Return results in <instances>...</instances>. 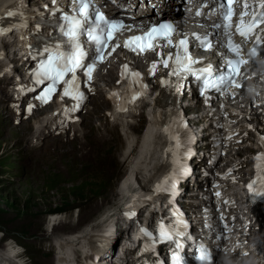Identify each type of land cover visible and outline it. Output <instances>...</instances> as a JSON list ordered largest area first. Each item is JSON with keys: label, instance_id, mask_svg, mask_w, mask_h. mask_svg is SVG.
Listing matches in <instances>:
<instances>
[{"label": "rangeland", "instance_id": "1", "mask_svg": "<svg viewBox=\"0 0 264 264\" xmlns=\"http://www.w3.org/2000/svg\"><path fill=\"white\" fill-rule=\"evenodd\" d=\"M6 100L0 86V238L5 239V244L0 239V247L16 242L30 264H55L54 237L80 229L89 220L106 226L117 214L114 209L104 213L110 204H129L130 197L120 199L117 187L137 158L145 124L121 135L117 126L105 123V106L97 99L91 112L82 115L78 130L31 146L32 124L38 119L16 117L13 122ZM195 112L191 105L184 115ZM156 173L157 166L150 176Z\"/></svg>", "mask_w": 264, "mask_h": 264}, {"label": "snow or ice", "instance_id": "2", "mask_svg": "<svg viewBox=\"0 0 264 264\" xmlns=\"http://www.w3.org/2000/svg\"><path fill=\"white\" fill-rule=\"evenodd\" d=\"M55 2V0H53ZM117 0H113L116 3ZM191 3V0H188ZM74 15H65L63 17L65 24L61 25V32L66 41L64 42L70 49L68 51H61V46L59 44L55 45L53 48L45 47L43 54H46L47 58L42 59L38 65V71L36 72V83L44 84L48 81V86L44 89L41 95L37 96L36 99L40 100L42 103H47L51 99L52 94L56 90V86L62 81L64 83L63 91L61 93V98L71 97L76 101L75 106L72 111L77 110L80 104L85 99L84 93L80 91V81L76 75L77 70L84 71L87 80L92 79V72L96 67L95 61H103L106 57L102 49L111 48L108 55H111L112 51H115L117 47L128 48L133 51H139L141 53L145 51H150L155 49L156 42L158 40H166L168 45L172 44L171 36L175 33L176 29L172 23H160L159 25H151L147 31L139 36H131L126 39L123 44L110 43L116 40L117 34L121 33L123 30H131V26L124 25L118 20H109L105 15L100 12L94 5L93 0H72ZM238 6V0H219L217 12H220L225 21L223 27L225 29V34L228 36V43L226 45L229 52L233 54L232 59H228L225 62L226 73H222L213 76V71L209 65L206 68L199 69V74L192 65L199 63L200 61L192 58L187 53V38L181 39L177 42V53L175 56L176 67L170 73V75L181 76V75H192L197 81H202L203 84L200 88L201 94L209 88H215L217 90H222V86H228L229 84L235 85L237 88L240 84L236 82L235 77L240 74V68L243 65L248 64V60L244 59L241 55V44H236L231 39V34H229L230 29H234V34H238L243 38L244 42L254 37L255 44H264V38L260 33H264V0L259 2V10L251 11L248 0H244L243 10L239 12L236 20L235 8ZM200 15L199 12L196 13ZM8 16L16 15L13 11L7 12ZM87 25V27H86ZM214 27L219 28L221 25L217 24ZM3 29H0V34H3ZM85 35L87 41L95 46L96 56L93 63H85V58L87 53L84 51L80 36ZM199 39V37H197ZM206 44L207 48L211 49L212 45L210 43L202 42ZM256 54V47L254 46L251 50V55ZM171 59V56L169 57ZM163 64L168 67V60H164ZM123 68L126 70L127 65ZM70 74V79H65ZM123 76V72L121 73ZM133 76L138 77L139 73H132ZM166 83V81H162ZM179 90V88L177 89ZM115 95V93H113ZM136 97L133 96V100ZM32 105H29V111H31ZM124 110V109H119ZM68 111V110H66ZM167 131V129H165ZM261 143L264 145V138H261ZM179 147V143L177 144ZM257 159H264V152L257 156ZM168 178H165L167 182ZM259 185V191L255 189ZM250 193V199L253 202L264 203V166L257 165V176L249 182L247 185ZM157 191H161L162 186L157 185ZM218 195V194H217ZM132 215V214H128ZM141 233L146 236H151V233L146 232L141 229ZM159 239L161 241L173 240V236L169 234L168 230L161 225ZM177 248H181L182 245L178 241H174ZM204 253L199 258L201 260L208 259L207 250L203 249ZM181 257L178 254L173 255V264H180Z\"/></svg>", "mask_w": 264, "mask_h": 264}, {"label": "bare ground", "instance_id": "3", "mask_svg": "<svg viewBox=\"0 0 264 264\" xmlns=\"http://www.w3.org/2000/svg\"><path fill=\"white\" fill-rule=\"evenodd\" d=\"M14 2H15V0H0V11L5 10V9H10ZM25 40H26V36L21 35L19 37H15L14 39H12V42L14 43V45L15 44H22L25 42ZM5 58H8V55H5ZM111 75H112V71H110L107 74V76L109 77L105 80L107 83L111 82V80H110V79H112ZM24 103L26 104V103H28V101H25ZM100 105H102V104H100ZM102 107H103V105H102ZM100 109H101V107H100ZM161 111H163V109ZM165 111L167 113V109H165ZM159 112H160V109L157 111H154L153 113H159ZM173 112H177V114H176L177 117H180L183 113V107L178 106L176 109H173ZM90 115H91V113H90ZM164 115H161V116H164ZM82 118H84V117H82ZM122 120L123 119H121V121ZM169 120H170V117H168V114H167V121L165 122V125H166L165 129H167V131H165L164 123L162 122V120H160L159 116L157 118L151 120L149 122V124L146 123V127L144 129V132H143L142 138H141V144L138 147V153L136 155L137 158L133 162L132 167H131V164L129 165V173H128V175L126 174L122 178L118 190H121L123 187H125V192L129 193L132 190L136 189V187H138V186H141L142 188L145 187V185L142 183H145V180L149 179V176L151 174V169L155 166H160L158 156H159L160 152L162 151L161 147L164 145V141L158 136L157 130L164 132L166 134H170L172 128L169 124ZM171 120H173V118ZM43 123H45L44 117L40 118L39 120L34 122V124H36L38 126L42 125ZM115 137H117L118 143L120 144L121 141H120L119 136L117 135ZM134 150H135V148H133L132 151L129 154H126L125 156H130L134 152ZM112 205L113 204H110L106 209L107 211H105L104 213H107L111 209L113 210L116 205L114 207H112ZM104 209H103V211H104ZM54 216L55 215H52V214L50 215V219L52 221L55 219ZM97 222H99V221H97ZM97 222H94V220L93 221L89 220V222H86L85 224H83L80 227V229L77 230V232H74V233H77V235H78L75 237L76 239H78L80 237V239L82 241H84L86 239L89 241L90 245L87 246L88 247L87 251L90 255H88L87 257L90 260H91V255L94 254V247H96V236L98 234L97 232L99 229L98 226H101V225H99L101 222H99V223H97ZM58 223H60V222H58ZM52 224L53 225H51L50 228H53L55 225V223H52ZM55 241L58 245L57 258L55 260V264H65V263H67V261L70 257L69 247L75 245L74 238L72 237V234H64V235H61V236H58L57 238H55ZM12 253L13 252L11 251L10 253H7V254L11 255ZM7 254L0 255V264H3L2 259H5V257H7ZM116 259H117V262H119V263H123L126 260L125 257L122 256V254H119L118 258H116Z\"/></svg>", "mask_w": 264, "mask_h": 264}, {"label": "trees", "instance_id": "4", "mask_svg": "<svg viewBox=\"0 0 264 264\" xmlns=\"http://www.w3.org/2000/svg\"><path fill=\"white\" fill-rule=\"evenodd\" d=\"M2 233H7V232H4V231H3Z\"/></svg>", "mask_w": 264, "mask_h": 264}]
</instances>
